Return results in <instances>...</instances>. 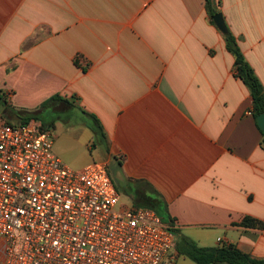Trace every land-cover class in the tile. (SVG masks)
I'll list each match as a JSON object with an SVG mask.
<instances>
[{
    "label": "crops",
    "instance_id": "crops-1",
    "mask_svg": "<svg viewBox=\"0 0 264 264\" xmlns=\"http://www.w3.org/2000/svg\"><path fill=\"white\" fill-rule=\"evenodd\" d=\"M212 8L264 87V0ZM55 96L44 110L100 122L98 142L85 121L59 125L82 150L73 168L117 164L120 207L160 202L199 247L264 260V134L205 0H0V122L21 125L17 112ZM162 264L195 263L174 252Z\"/></svg>",
    "mask_w": 264,
    "mask_h": 264
},
{
    "label": "built area",
    "instance_id": "built-area-1",
    "mask_svg": "<svg viewBox=\"0 0 264 264\" xmlns=\"http://www.w3.org/2000/svg\"><path fill=\"white\" fill-rule=\"evenodd\" d=\"M52 137L0 122V264H162L175 252L155 211L120 207L106 163L70 169Z\"/></svg>",
    "mask_w": 264,
    "mask_h": 264
},
{
    "label": "trees",
    "instance_id": "trees-1",
    "mask_svg": "<svg viewBox=\"0 0 264 264\" xmlns=\"http://www.w3.org/2000/svg\"><path fill=\"white\" fill-rule=\"evenodd\" d=\"M213 0H205V7L211 18L219 12L212 8ZM224 36L226 48L235 57V67L239 79L249 89L253 101V115L258 117L264 114V87L255 75L253 69L246 62L236 38L228 29ZM61 100L59 96L52 97L46 101L38 112H17L21 119V125L28 124L32 120H37L40 111L47 108L50 104ZM87 127L93 133L96 141L104 140L103 128L98 119L90 114L84 113ZM151 208L161 217L162 221L171 227L175 236V252L177 256L187 258L195 264H264V260H258L242 253L236 246L223 244L217 247L202 248L195 241L185 236L180 230L175 228L174 221L170 217L167 207L160 202L152 205ZM242 227L262 228L263 224L252 218H245Z\"/></svg>",
    "mask_w": 264,
    "mask_h": 264
},
{
    "label": "rangeland",
    "instance_id": "rangeland-1",
    "mask_svg": "<svg viewBox=\"0 0 264 264\" xmlns=\"http://www.w3.org/2000/svg\"><path fill=\"white\" fill-rule=\"evenodd\" d=\"M39 119L41 120V122H39L40 125L44 124L45 126H47V125L54 124L56 128V133L54 134L55 137L54 136L52 137V140H53L52 151L54 153L59 152L62 160L64 161L63 163L67 167H69L70 169L77 170L73 168L75 167V162L74 160L72 161V159L70 158V155H73L74 157H76V154L79 151L82 152V150L75 142L70 141V144L65 142L64 140L65 135L61 133V127L59 124L63 122L69 125V126H65L64 128L68 127V130L72 132V131L78 130L77 128L79 127L77 125H79L82 121H85L86 118L81 114V112L76 107H74L67 114L66 113L61 114V113L54 112L50 109H46L40 114ZM97 155L104 158L101 152L93 153V156L96 157ZM107 167H108L110 178L115 188L121 191L122 182L120 181V178H119V170H118L117 164L114 161H111L109 166L107 165ZM124 201L126 202L125 199Z\"/></svg>",
    "mask_w": 264,
    "mask_h": 264
},
{
    "label": "water",
    "instance_id": "water-1",
    "mask_svg": "<svg viewBox=\"0 0 264 264\" xmlns=\"http://www.w3.org/2000/svg\"><path fill=\"white\" fill-rule=\"evenodd\" d=\"M213 21L215 26L218 28V30L223 34L226 35L228 33V27L224 20V17L222 14H217L213 17ZM257 124L264 134V114L259 115L256 117Z\"/></svg>",
    "mask_w": 264,
    "mask_h": 264
}]
</instances>
